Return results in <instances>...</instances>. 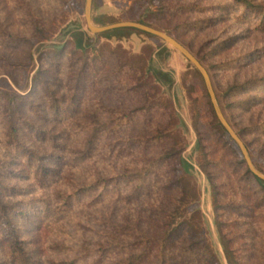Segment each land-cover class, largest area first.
I'll return each mask as SVG.
<instances>
[{
	"label": "rangeland",
	"instance_id": "1",
	"mask_svg": "<svg viewBox=\"0 0 264 264\" xmlns=\"http://www.w3.org/2000/svg\"><path fill=\"white\" fill-rule=\"evenodd\" d=\"M85 6L0 0V186L8 212L26 215H12L16 233L0 217V264H126L178 226L190 230L169 264L189 262L190 233L216 264H264V196L245 180L200 74L153 35L91 33ZM93 16L104 26L143 16L190 49L264 171L259 17L234 0H95ZM253 80L261 85L230 93ZM10 120L20 122L15 143Z\"/></svg>",
	"mask_w": 264,
	"mask_h": 264
},
{
	"label": "trees",
	"instance_id": "2",
	"mask_svg": "<svg viewBox=\"0 0 264 264\" xmlns=\"http://www.w3.org/2000/svg\"><path fill=\"white\" fill-rule=\"evenodd\" d=\"M154 1H156V0H154ZM234 2L237 5H241V6L244 7L245 16H253V15H255V17H259L260 18V26L264 29V3H261V2L259 3V2H257V0H234ZM94 7H95V0H93V7H92V21H93V24L102 25V26L106 25V22H105V18L106 17L100 16L101 18L96 20L95 17L93 16ZM160 8L162 9V12L165 13V11H166L165 9L166 8L163 5H161ZM143 16L139 20H137L135 22L150 26V27H152V28H154L156 30H159V31L161 30V29H158L157 27L153 26L152 24L146 22V20L143 18ZM188 26L191 27V28H195L196 27L194 23L193 24L188 23ZM129 29L130 28L115 29V30H112V31H108V32L102 33V35H106V37H113L115 34L119 33V36L124 38V37H126V36H128L130 34L129 31H132L131 29L130 30ZM135 30H137V29H134V31ZM167 34L170 35L171 37H173L171 33L167 32ZM157 38H159V37H157ZM173 38L178 41V39H176L175 37H173ZM159 39H161V38H159ZM162 41L165 42L164 40H162ZM179 43L182 44L181 42H179ZM185 48L188 49L187 47H185ZM166 49H168V48H166ZM188 50L192 53V51L190 49H188ZM195 57L204 66V68L208 71V73L210 75V78H211V81H212V84H213V88H214L215 94H216V88H215V85H214V81H213L212 75L210 74V72L206 68V66L203 64V62L197 56H195ZM189 62L195 67L197 72L200 74V76L203 79V84L206 86L205 80H204L203 75L201 74V72L198 70V68L191 61H189ZM255 85H261V84L257 83V80L245 82V83L241 84L240 86H238L237 88L231 89L230 93L232 94L234 92L247 91V89H249L250 87L255 86ZM207 92H208L207 93V97H209L210 94H209L208 89H207ZM21 97H25V96H21ZM209 98L211 99V96ZM20 99H22V98H20ZM211 102H212V100H211ZM21 104H22V101L15 100L14 98L10 99V101H9V110L11 109V110L14 111V108H15V110H17V109L19 110V108H17V107L20 106ZM212 106L214 108L213 103H212ZM221 109H222V112H223L226 120L231 125V127L234 129V131L237 133V135L240 137V139L244 142L245 146L247 147V149L249 151V147H248L247 143L243 140V137L241 136V133H238L235 130L234 125L231 124L230 121L227 119V117H226V115L224 113V109L223 108H221ZM214 111H215V108H214ZM213 113H214V115L217 118V123H218L219 127L221 128V130L227 136H229L231 148L233 149V153L237 154V157H241V160L239 161V165H240V167L243 170H245V174H244L245 177L244 176L243 177L245 178V180H248V182L251 181V182L257 183L258 186H259L260 194L264 196V180H262L261 178L256 176L250 170V168H249V166H248V164H247V162H246V160H245V158L243 156V153H242L241 149L239 148L238 144L233 140V138L230 136L229 132L222 125V123L220 122V120H219V118H218V116L216 114V111L213 112ZM57 114H58V112H57ZM19 125H20L19 121L17 123L16 122L14 123L13 120H10V126H9V131L8 132H9V136H10L9 137L10 141L12 143H15V141L18 139V133L17 132H18V126ZM176 153L178 154V152L170 151L168 153V156H166L165 158L166 159H172L173 157H175L177 155ZM249 154H250V156L252 158V161H253V156L251 155L250 151H249ZM27 158H30V155L27 156ZM180 161H182L181 158H180ZM253 163L258 168L257 164H255V161H253ZM259 170L264 173V171L262 169H259ZM238 181L242 182L244 184V182H243L244 180H242V178H240ZM245 185H246V183H245ZM87 187L88 188H85V189L82 190L83 193H80L78 195L70 196L69 197L70 201H73L74 199H77V198L80 199V198L83 197V195H86L85 193H88V192L93 190V187H90V188H89V186H87ZM3 190L4 189L0 186V217L2 219L1 223L3 222L5 225H7V227L10 228L9 229L10 233L13 232V231H14V233H16L15 227H14L15 226V222H14L15 218L12 215L18 213V214H20L19 215L20 217H23L24 216V212H16V211H13L11 213L8 212L7 209L8 208L12 209L13 206H11V205L9 206V205H6V204L3 203V201H2ZM9 191L12 192L13 189H11ZM24 217H26V215ZM163 225H164V223H161V229H160L161 232L164 231L165 226H167V225H165L163 227ZM171 225H172V222L170 223V227H171ZM16 230H18V229L16 228ZM188 230H190V229H185V227H183V226H181V228H180L178 226L177 228H174L173 230H171L168 233L166 232L165 234L159 236L158 238L151 239L149 244L146 245V250L140 252V254L135 256V257H131L129 260H127L128 263H126V264H134V263H136V264H169V259H170L171 256H173V253L170 254V255L168 254L169 251L172 252V250H174V248L176 246L178 247V244H179L180 240L182 239V234H184V232L188 231ZM223 233L224 232L222 231V227H221L222 236L224 235ZM189 236H190V241H192V242L189 244V246L186 249H184V252H182V254L187 256V259H189V262H185L183 260L182 264H195V263H198L199 260L203 261V259H208L210 264H216V262H217L216 261L217 260L216 256H214V254H213L212 250L210 249V247L206 246V248H205L204 246L201 245V243L193 242V239L195 238V234L191 237V233H190ZM13 238L16 240L17 236L13 235ZM17 243H19L18 239H17ZM175 250H177V249H175ZM175 250L173 251L174 254H175ZM204 251L207 252V254H209V255L204 254ZM225 254H226V256H227V258L229 260H230V257L234 256L233 251L230 248V243H229V245L225 244ZM178 264H179V262H178Z\"/></svg>",
	"mask_w": 264,
	"mask_h": 264
},
{
	"label": "water",
	"instance_id": "3",
	"mask_svg": "<svg viewBox=\"0 0 264 264\" xmlns=\"http://www.w3.org/2000/svg\"><path fill=\"white\" fill-rule=\"evenodd\" d=\"M92 7H93V0H86V6H85V17H86V23L88 26V29L90 30L91 33L97 35V34H102L108 31H112L115 29H121V28H132V29H137L139 31L151 34L153 36L159 37L162 40H164L168 45L174 47L177 49L179 52H181L189 61H191L201 72L203 75V78L205 80L207 89L209 91V94L211 96L212 103L214 105L216 114L222 123V125L225 127V129L229 132L230 136L233 138V140L238 144L239 148L241 149L243 156L250 168V170L259 178L264 180V174L256 168L254 165L252 158L249 154V151L247 147L245 146L244 142L240 139V137L237 135V133L234 131V129L231 127V125L228 123L226 120L219 104L216 98V94L212 85V81L210 78V75L208 71L204 68V66L198 61V59L188 50L186 49L182 44H180L177 40H175L173 37L170 35L156 30L150 26L137 23V22H121V23H116L108 26H103V27H97L93 24L92 21Z\"/></svg>",
	"mask_w": 264,
	"mask_h": 264
}]
</instances>
